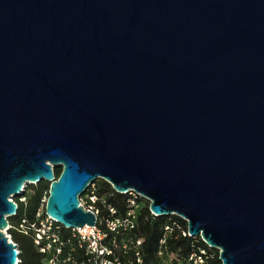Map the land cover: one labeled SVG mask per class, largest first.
<instances>
[{
    "label": "water",
    "instance_id": "obj_1",
    "mask_svg": "<svg viewBox=\"0 0 264 264\" xmlns=\"http://www.w3.org/2000/svg\"><path fill=\"white\" fill-rule=\"evenodd\" d=\"M97 178L264 264V0H0V264L11 197L48 182L46 216L92 226Z\"/></svg>",
    "mask_w": 264,
    "mask_h": 264
},
{
    "label": "built area",
    "instance_id": "obj_2",
    "mask_svg": "<svg viewBox=\"0 0 264 264\" xmlns=\"http://www.w3.org/2000/svg\"><path fill=\"white\" fill-rule=\"evenodd\" d=\"M120 194L126 196L123 211L108 203L103 195L98 196L96 183L94 181L90 183L82 194L85 196L84 202L80 198L79 200L84 208L94 213L95 223L92 226L71 228V234L68 238L61 237L60 226L62 225L57 224L47 216V225L42 222V219L39 221L37 218V222L31 224V230L33 231L31 237L38 251L44 254L43 264H126L120 257H124L129 248L136 257L134 264H141L143 238L132 234L131 230L138 226L141 219L143 222L148 220V216L142 215V211L145 207H148L149 210L150 201L131 189ZM149 213L153 217L156 216L150 210ZM166 216H168V219L163 225V234L158 240L157 255L160 257V264H164L162 263L163 260L169 255V253L167 254L166 238L171 235L173 230L182 236H189L187 224L186 230H183L177 220L172 218V216L177 215L170 214ZM72 241L76 242V246L80 250L81 260L76 258L73 248L69 247ZM119 241L121 244L118 243ZM119 246L121 247L120 253L116 250ZM208 256L206 249L198 248L197 251L191 252L187 263L203 264ZM16 264H20L18 258ZM128 264H132V262ZM177 264H180V262Z\"/></svg>",
    "mask_w": 264,
    "mask_h": 264
},
{
    "label": "trees",
    "instance_id": "obj_3",
    "mask_svg": "<svg viewBox=\"0 0 264 264\" xmlns=\"http://www.w3.org/2000/svg\"><path fill=\"white\" fill-rule=\"evenodd\" d=\"M60 170H55V176L57 177ZM97 185L98 196H104L108 203L119 208L120 211L125 209L126 196L117 193L113 190L111 185L101 178L94 180ZM32 193L26 201L18 200V196L14 201L18 204V210L15 215L8 217V222L11 227L8 229L12 241L17 245L19 251L20 264H43L44 254L40 253L35 247L32 241L31 224L36 223V213L39 209L41 193L44 189H47L48 185L38 183L33 186L30 185ZM49 188V187H48ZM142 215H147L148 220L143 222L139 221L138 226L131 230V233L137 237L143 238L141 245V264H160V257L157 255L158 240L163 234V225L166 223L168 216H151L148 207H145L142 211ZM42 217H46L45 212L42 213ZM141 218V217H140ZM180 224L181 229L186 230V222L177 216H172ZM20 225H25L30 231V234L24 233L20 230ZM60 234L62 238L70 237V229L60 226ZM118 243L121 244L119 241ZM167 254L175 253L180 261V264H189L187 259L191 252L197 251L198 248H204L208 252V257L203 264H221L218 258V250L209 248L200 237L182 236L177 231L173 230L171 235L166 238ZM69 247L73 248V253L78 260H81L80 250L76 246V242L72 241ZM117 252L120 253L121 247L119 246ZM123 262L128 264L135 263L136 257L133 251L129 248L124 257H120Z\"/></svg>",
    "mask_w": 264,
    "mask_h": 264
},
{
    "label": "rangeland",
    "instance_id": "obj_4",
    "mask_svg": "<svg viewBox=\"0 0 264 264\" xmlns=\"http://www.w3.org/2000/svg\"><path fill=\"white\" fill-rule=\"evenodd\" d=\"M55 169H59V170H61V167H56ZM55 169H54V170H55ZM38 183L46 184V185H48V187H49V183H48V182L40 181V182H38ZM38 183H35V184H28V183H27V184H26V187H25V190H24V192H23L22 194H20V195H14V196L11 197V198L14 200V199L16 198V196H18V197H17L18 200H22V198H23L22 201H23V202L26 201V200L28 199V197L30 196V194L32 193V190H31L30 185L35 186V185H37ZM48 187H47V189H44V190L42 191V193H41L40 205H39V209H38V211H37V213H36V219L38 218L39 221L42 219V222H43L45 225L48 224V220H46V217H42V213L44 212L45 200H46V198H47V196H48ZM79 198H80L81 201L84 202V200H85V196L80 195ZM9 225H10V227H11V224H9ZM10 227H9V228H10ZM19 228H20V230L23 231L24 233L27 232V234H30V231L27 229V227H25V225H22V226L19 227ZM6 233H7V235L11 236L10 233H9V230H6ZM218 255H219V253H218ZM18 259H19V258H18ZM179 262H180V261H179V259L177 258V256H176L175 253H169V255H167V256L165 257V259L163 260L162 263H164V264H177V263H179Z\"/></svg>",
    "mask_w": 264,
    "mask_h": 264
},
{
    "label": "flooded vegetation",
    "instance_id": "obj_5",
    "mask_svg": "<svg viewBox=\"0 0 264 264\" xmlns=\"http://www.w3.org/2000/svg\"><path fill=\"white\" fill-rule=\"evenodd\" d=\"M55 170H56V169H55ZM55 170H54V174H55ZM60 172H61V170H60ZM60 172H59V174H60ZM59 174H58V175H59Z\"/></svg>",
    "mask_w": 264,
    "mask_h": 264
},
{
    "label": "bare ground",
    "instance_id": "obj_6",
    "mask_svg": "<svg viewBox=\"0 0 264 264\" xmlns=\"http://www.w3.org/2000/svg\"><path fill=\"white\" fill-rule=\"evenodd\" d=\"M86 226V225H85ZM84 227V226H83Z\"/></svg>",
    "mask_w": 264,
    "mask_h": 264
}]
</instances>
